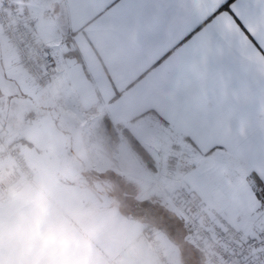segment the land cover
Returning <instances> with one entry per match:
<instances>
[{
    "label": "crops",
    "instance_id": "0c3cea01",
    "mask_svg": "<svg viewBox=\"0 0 264 264\" xmlns=\"http://www.w3.org/2000/svg\"><path fill=\"white\" fill-rule=\"evenodd\" d=\"M29 1L54 74L37 92L22 66L6 65L27 79L41 112L26 113L25 130L8 131L0 110L3 139L19 140L35 168L27 180L0 162V264H162L150 245L157 227L138 212L172 205L161 186L180 152L181 179L196 197L246 230L258 226L251 178L264 182V155L222 109L206 114L199 104L200 68L188 60L201 38L158 63L188 23L183 0H140L141 30L158 27L149 41L124 26L112 0ZM261 95L255 89L248 105L253 125Z\"/></svg>",
    "mask_w": 264,
    "mask_h": 264
},
{
    "label": "snow or ice",
    "instance_id": "6c2138e0",
    "mask_svg": "<svg viewBox=\"0 0 264 264\" xmlns=\"http://www.w3.org/2000/svg\"><path fill=\"white\" fill-rule=\"evenodd\" d=\"M177 0H170V7ZM188 23L173 44L165 46L158 63L183 50L201 38V44L189 57L200 68L196 75L199 104L205 113L222 109L236 124L238 133L264 155V0H183ZM199 5L198 11L188 5ZM125 27L135 32L138 40L149 41L158 27L141 30L140 0H112ZM178 70H185L182 65ZM261 92L260 119L255 125L247 111L253 91ZM258 198H264V182Z\"/></svg>",
    "mask_w": 264,
    "mask_h": 264
},
{
    "label": "built area",
    "instance_id": "2783aa9c",
    "mask_svg": "<svg viewBox=\"0 0 264 264\" xmlns=\"http://www.w3.org/2000/svg\"><path fill=\"white\" fill-rule=\"evenodd\" d=\"M0 36L25 68L32 86L47 87L54 69L37 36L29 0L0 1ZM6 160L12 161L23 178H34L35 168L29 165L14 141L2 138L0 128V162ZM166 176L168 182L161 188L176 207L189 243L204 254L205 264H264V234L260 229L246 230L223 211L200 202L187 185L176 183L175 168H169ZM154 236L150 238V245L162 264H175Z\"/></svg>",
    "mask_w": 264,
    "mask_h": 264
},
{
    "label": "rangeland",
    "instance_id": "374dc122",
    "mask_svg": "<svg viewBox=\"0 0 264 264\" xmlns=\"http://www.w3.org/2000/svg\"><path fill=\"white\" fill-rule=\"evenodd\" d=\"M0 41H1L0 43V110L2 111L1 120L4 121L3 123L6 126L5 129H8V131L10 130L23 131L25 130V125H27L26 113L30 110H34V112H41L39 107L40 103L39 102L35 103L33 101L34 98L33 93L35 94V91L42 92L44 90H47L50 87L51 82L47 87L36 89L35 91H33L28 84L30 81L27 82V79L23 76H16L13 72H11L10 68H8V67H14L15 65H19V66L22 65L18 61H16V59L13 57L11 53V49L6 45V43L3 42L1 36H0ZM23 69L25 70L24 67ZM8 140L14 141L21 150L19 146V140L17 141L15 140V138H10ZM181 153L182 152L178 154V156L175 158L173 163L171 162L169 164V166L165 171V175H167L168 169L173 167L175 168V173H176V179H175L176 183H178L179 185L180 184L187 185L181 179L183 173V168L181 167V164L184 160L181 158ZM25 159L27 160L26 157ZM19 175L20 174L18 173V176ZM187 187L191 189L190 186L187 185ZM196 198L200 202H203L207 207L213 208L209 206L206 203V201L203 200L202 198L199 197ZM172 205L168 203H166V205H163L161 203L159 205L160 208L157 209L154 208L150 210L148 209L147 213L140 212V214H145L146 216H148L149 222H151L152 224L155 225V227H157L156 229L159 232V237L155 235L153 238L159 240V243L164 248L166 254L170 257L172 263L205 264V257H203L204 254L200 253L199 250H197L194 246H192L189 243L187 239V233L183 225V221L179 216L176 207L174 205L173 207ZM213 209L220 211V208H213ZM223 213H225V215L228 216L226 212L223 211ZM257 218H258L259 227L255 226L253 230L260 229L262 234H264V208L260 210ZM164 219L168 221L167 222L168 224L164 221ZM164 237L166 238L162 239Z\"/></svg>",
    "mask_w": 264,
    "mask_h": 264
},
{
    "label": "trees",
    "instance_id": "16d2710c",
    "mask_svg": "<svg viewBox=\"0 0 264 264\" xmlns=\"http://www.w3.org/2000/svg\"><path fill=\"white\" fill-rule=\"evenodd\" d=\"M106 126L107 128H113V125L109 122V121H106ZM111 128V129H112ZM113 132V139H114V142H115V137H118V134L115 133V130L112 131ZM125 136L127 137L131 147L142 157V159L146 162V164L150 167V168H153L152 166V161H151V157L150 155L147 153V151L136 141V139H134V137L131 135V134H128L127 132H125ZM261 180L257 177V176H253L251 178V184L252 186L254 187V190L258 196V194L261 192L262 190V185H261ZM169 200V199H168ZM259 200L261 201L262 203V208H264V198H259ZM170 202V200H169ZM135 211V210H134ZM138 211H142V209H139ZM137 211V212H138ZM136 212V211H135ZM136 212V213H137ZM144 212L147 213V209L145 210L144 209ZM140 213V212H138ZM187 233V231H186ZM188 239V238H187ZM201 253V252H200ZM204 257V256H203Z\"/></svg>",
    "mask_w": 264,
    "mask_h": 264
}]
</instances>
